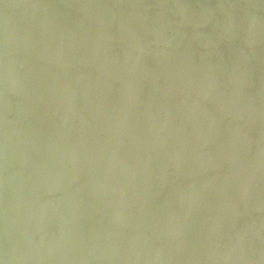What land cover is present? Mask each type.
<instances>
[{"label": "water", "instance_id": "obj_1", "mask_svg": "<svg viewBox=\"0 0 264 264\" xmlns=\"http://www.w3.org/2000/svg\"><path fill=\"white\" fill-rule=\"evenodd\" d=\"M0 264H264V0H0Z\"/></svg>", "mask_w": 264, "mask_h": 264}]
</instances>
